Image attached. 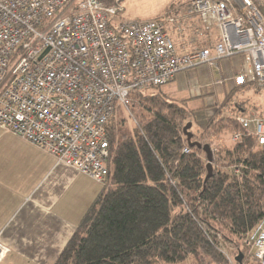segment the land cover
<instances>
[{
    "label": "built area",
    "instance_id": "built-area-1",
    "mask_svg": "<svg viewBox=\"0 0 264 264\" xmlns=\"http://www.w3.org/2000/svg\"><path fill=\"white\" fill-rule=\"evenodd\" d=\"M180 9L136 21L118 19L102 0H0V129L102 183L105 125L127 109L131 91L234 56L242 57L237 83L264 88V16L256 2L189 0ZM186 29L195 47L181 50L172 35ZM235 120L264 144V118ZM242 245L264 264L263 222ZM7 250L0 243V261Z\"/></svg>",
    "mask_w": 264,
    "mask_h": 264
},
{
    "label": "trees",
    "instance_id": "trees-1",
    "mask_svg": "<svg viewBox=\"0 0 264 264\" xmlns=\"http://www.w3.org/2000/svg\"><path fill=\"white\" fill-rule=\"evenodd\" d=\"M102 1L118 12V1ZM160 88L131 91L127 109L107 121L108 174L53 264H232L236 257L234 264H243L251 258L242 242L264 223V144L234 116L264 118V109L239 100L228 115L220 107L207 116L201 102H175ZM189 122L191 141L210 149V170L205 152L187 144ZM225 134L232 142L222 143Z\"/></svg>",
    "mask_w": 264,
    "mask_h": 264
},
{
    "label": "crops",
    "instance_id": "crops-1",
    "mask_svg": "<svg viewBox=\"0 0 264 264\" xmlns=\"http://www.w3.org/2000/svg\"><path fill=\"white\" fill-rule=\"evenodd\" d=\"M181 43L179 48L186 50ZM241 70V56L190 67L161 87L160 95L175 102L190 99L196 107L201 102L208 116L219 105L216 101L240 86L236 77ZM253 86L242 85L239 91ZM101 186L0 129V243L8 248L0 264H53Z\"/></svg>",
    "mask_w": 264,
    "mask_h": 264
},
{
    "label": "rangeland",
    "instance_id": "rangeland-1",
    "mask_svg": "<svg viewBox=\"0 0 264 264\" xmlns=\"http://www.w3.org/2000/svg\"><path fill=\"white\" fill-rule=\"evenodd\" d=\"M120 3L119 5V10L117 13V18L120 20H136V21H145V20H154V19H160L163 18L166 14L170 13H180L182 9L180 7L185 6V4L189 0H116ZM258 6H260L261 1L257 0L255 1ZM175 16V15H173ZM168 28L171 32L174 33V27L173 25H168ZM176 38L179 42H183L182 47L192 49L195 47V44L192 40V36L190 35V32L186 29L185 31L182 32H177ZM201 40L203 38H200ZM170 84L165 85V87H168ZM164 87V86H163ZM252 91L249 90H241L234 94L232 91L229 92L228 94L225 95V99L223 100L222 98L219 101L220 102L218 106H215L214 111L209 114L212 115L215 111L216 108H225L226 113L228 115V111L230 110V105H232L234 102L241 101V100H246L247 105L251 108H261L264 109V88L259 90L257 88L251 87ZM255 90L259 92H255ZM232 103V104H231ZM236 116H234L235 118ZM132 123L129 122L130 128L132 127ZM235 134L232 136V140L234 139ZM231 138L228 137L227 134H225L222 137V143L223 144H228L230 143ZM232 142V141H231ZM215 150H219V148H215ZM3 247H6V245L2 244ZM8 249V248H7ZM228 251V250H227ZM224 250V255L226 258L232 262L233 258L229 255V251L227 252ZM8 252V250H7ZM6 252V253H7ZM4 254V256L6 255ZM3 256V258H4ZM2 258V259H3ZM1 259V261H2ZM253 259V258H252ZM0 261V263H1ZM183 264H190V259L185 261ZM232 264H234L232 262ZM248 264H257V262L253 259L249 260Z\"/></svg>",
    "mask_w": 264,
    "mask_h": 264
},
{
    "label": "water",
    "instance_id": "water-1",
    "mask_svg": "<svg viewBox=\"0 0 264 264\" xmlns=\"http://www.w3.org/2000/svg\"><path fill=\"white\" fill-rule=\"evenodd\" d=\"M191 123H187V125H185L183 127V134L186 136V141H187V144L190 146V147H196V148H200L202 149L206 156H207V159H208V162H207V166L209 167V170H210V161H211V152H210V149L208 148L207 145H201L200 143L198 142H192L191 141V134L187 132L188 128L190 127ZM208 170V172L210 173V171ZM239 257L241 255H238ZM235 261H239L238 260V257L235 258Z\"/></svg>",
    "mask_w": 264,
    "mask_h": 264
}]
</instances>
